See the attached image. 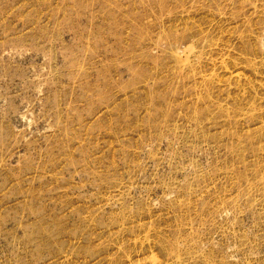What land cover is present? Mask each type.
I'll list each match as a JSON object with an SVG mask.
<instances>
[{
  "label": "rangeland",
  "instance_id": "rangeland-1",
  "mask_svg": "<svg viewBox=\"0 0 264 264\" xmlns=\"http://www.w3.org/2000/svg\"><path fill=\"white\" fill-rule=\"evenodd\" d=\"M0 264H264V0H0Z\"/></svg>",
  "mask_w": 264,
  "mask_h": 264
}]
</instances>
